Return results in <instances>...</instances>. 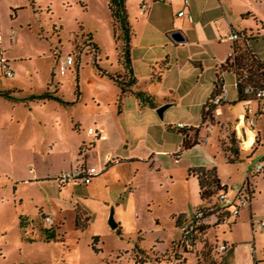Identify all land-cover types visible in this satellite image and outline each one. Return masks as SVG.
<instances>
[{
  "label": "rangeland",
  "instance_id": "1",
  "mask_svg": "<svg viewBox=\"0 0 264 264\" xmlns=\"http://www.w3.org/2000/svg\"><path fill=\"white\" fill-rule=\"evenodd\" d=\"M251 1L262 19L241 16L240 0L232 1V18L242 32L249 34L252 25L254 34L259 29L264 33V0ZM135 32L134 47L142 44ZM68 55L74 62L61 73L60 62ZM0 60L13 74L0 68V91L17 87L28 95L50 89L61 97L23 102L0 94V264H137L130 255L136 244L164 250L181 237L176 218L191 216L202 205L197 179L189 173L198 165L216 167L230 187L245 186L249 176L253 189L251 201L240 204L228 224L210 222L202 249L207 258L200 264H218L220 256L211 252L224 243L233 250L230 264H264V172L250 175L264 159V114H258L253 130L255 152L245 157L251 149L244 148V130L242 137L236 129L237 106L221 105L214 125L203 123V105L212 93L209 69L196 83L190 63L180 64L171 81L174 92L167 83L143 81L142 88L162 90L157 101L172 100L162 116L157 108L137 109L134 95L119 103L116 85L99 70L119 66L108 0H0ZM224 85L229 101H236L233 74H224ZM252 107L256 113L255 102ZM97 112L115 124L113 139L91 135L80 147L89 150L88 161L96 167L107 153L114 156L113 163L88 186L80 181L59 185L55 175L67 158L64 143H81ZM183 123L200 128L199 142L190 148L184 147L182 134L166 127ZM233 131L238 152L245 153L230 163L219 141L226 144ZM112 208L120 229L108 223ZM95 236L101 250L91 245ZM118 249L128 254L119 259ZM196 262V254L188 257L187 264Z\"/></svg>",
  "mask_w": 264,
  "mask_h": 264
},
{
  "label": "crops",
  "instance_id": "2",
  "mask_svg": "<svg viewBox=\"0 0 264 264\" xmlns=\"http://www.w3.org/2000/svg\"><path fill=\"white\" fill-rule=\"evenodd\" d=\"M232 1L233 0H187L186 2L185 0H165L164 2H155L152 0H135L134 4H132L129 0H127L131 23L133 24V27L137 31V33L141 35L142 43L139 44V46H132L133 51H131L133 74L137 78L136 88L146 91L148 90V92L153 94L158 100L157 95L160 94L162 90H159V88L157 87L154 89L150 87H146L147 89L142 88V82L144 81L146 83L148 82L156 85L160 83L164 85L165 83H167V89L174 92V87H171V81L174 80L172 78L174 77V69L181 65H187L188 63H190L192 72L196 76V83L198 82L200 75L202 76L206 70L209 69V71L212 72L213 92L217 66L224 63L232 51L233 42L230 41L227 36L232 31L242 32L240 30L242 27L236 25L235 20L232 18L234 16ZM240 1H242L243 3V9L239 13L241 16H243V14H246V17H254L257 22L259 21V19L263 18L261 16V12H258L253 6L251 0ZM144 2L146 3V7L144 12H141L140 6ZM182 11L184 13L182 15H179V13ZM133 18L134 20H136V23L133 21ZM251 29V33L254 34L252 25ZM261 30L262 29H259L257 33L264 34L260 32ZM174 31L181 32L183 36V39L181 41H176L171 37V33ZM123 69L124 68L119 65L117 70L123 71ZM89 82L91 84L94 83V81H92L91 79H89ZM116 88L119 95V88L117 85ZM166 102L170 104L172 100L167 98L164 99V101H159V106L162 104H166ZM228 102L229 103H226L222 107H228L229 109H231L234 106H237L239 115L243 109L242 102L233 104V102L231 103L229 99ZM254 102L256 103V105H258L256 101ZM252 104L253 102L250 104V108L254 110ZM147 107L149 108V106H141L138 100L137 109L142 110ZM220 110V108L216 110L215 116L217 118ZM226 118H229V116L226 115ZM235 120L237 121L238 117ZM92 121V124H87V130L91 127H93L95 130H101V132H99V135L96 134L97 139L101 141H108L113 139L114 130L116 129V126L115 124H113V122L103 117L102 113L100 112L96 113ZM184 124L185 123H183V126H185ZM199 127L202 126L200 125ZM87 130L84 133L85 135L82 137L81 143L79 142V140L78 143L76 140V142H70L68 144L64 143V147L67 153L66 157L69 159L68 161H66L67 158L63 159L64 164L62 165V167H60L58 173L55 175L56 179H58L59 175L62 172L70 170L78 165L86 164L88 166H95V164H92L90 163V161H88V156L90 155L89 150H85V153H82V155L79 153V150L81 148L80 146L83 143H86V141L90 140L86 138L91 135H95L89 134ZM100 133L102 134L101 136ZM187 137H189V135H187ZM92 145L93 148L96 147L95 143H93ZM250 148L245 149L248 150ZM107 156H111L112 159L114 158V156L110 153H107L103 160L99 156L100 164L106 162ZM126 157L129 158V156ZM115 162H118V157H116ZM112 163L113 162L111 161L109 165H111ZM220 179L221 183L229 185L221 177ZM68 183L72 182H63L62 184L68 185ZM83 185L88 186L89 184L83 183ZM184 216L179 219L180 224L183 222ZM177 227L180 229V225H177ZM117 228L120 229L121 225L118 224ZM98 238L99 239L97 243H99L101 240L99 236ZM180 239L181 237L179 236L177 239L175 238L170 241V243H168L164 250H160L159 248L156 249V246L151 247L150 250H146L138 244L142 252H140L139 254L135 253L134 246L132 252H130V255L134 257V259H136L137 264H187L188 257L193 254H196L197 262L199 260L203 261L204 258H207L202 257L201 255L202 249L204 247L202 243H198L200 246L197 244V247L199 246L197 251L195 250L192 252H185L184 247L179 244ZM212 246L213 245H211V247ZM99 250L101 249L99 248ZM231 251L233 250L230 249L227 253L222 254L224 264H226L225 261L230 264L229 255L230 253H232ZM116 254L120 259V256L122 257L128 254V251L118 249ZM214 254L215 251L213 250L211 252V255L215 256ZM197 262L195 264H197ZM250 264H252V262ZM254 264H257V262L255 261Z\"/></svg>",
  "mask_w": 264,
  "mask_h": 264
},
{
  "label": "trees",
  "instance_id": "3",
  "mask_svg": "<svg viewBox=\"0 0 264 264\" xmlns=\"http://www.w3.org/2000/svg\"><path fill=\"white\" fill-rule=\"evenodd\" d=\"M108 7L111 13L112 18V27L113 35L117 45L118 51V63L124 69L122 70H109L103 67H99L100 74L103 76H108L111 80L114 81L115 85L119 88L118 102L122 103L123 98L126 95H134L138 98L139 104L141 106H149L151 108H156L159 106V101L157 98L149 93L146 90L136 88L137 78L133 74L132 69V57L131 51L133 46V38L135 36V29L131 23L127 0H108ZM241 38L234 41L232 44V51L230 56L226 61L217 66L216 77L214 80L213 92L203 105L202 109V120L206 124L207 121H210L211 125H214L215 122V112L221 106L229 102H224L220 106L212 104L210 101L215 94H217L221 87L224 85V74L231 73L234 75L235 80L238 81L240 78H243V82L236 84L237 88V100L233 104H237L246 100V96L243 95L242 88L245 83L252 82L253 80H263L264 79V34L256 33L248 34L246 32L240 33ZM95 53H98L99 49L97 45L93 47ZM1 68V67H0ZM2 69V68H1ZM1 95L13 100V101H45L51 98L61 99L60 95L56 92L50 91V89L41 91L40 93H31L28 95H22L21 89L14 87L9 90L0 91ZM59 99V100H60ZM257 112L258 114H264V100L257 103ZM229 120H227L228 122ZM203 125V124H202ZM201 125V126H202ZM209 125V126H211ZM208 126V127H209ZM168 130L180 133L183 135V145L185 148H190L193 145L199 142V131L200 128L186 127V126H166ZM189 135V137H187ZM227 143L220 142V147L222 148L223 153L225 154L227 160L230 163L240 161L244 158L243 153L238 152V146L236 142V133L233 131L232 135L227 136ZM238 141V140H237ZM201 142V139H200ZM235 142L236 146L233 147ZM250 148V152H246L245 157H249L256 144ZM86 147L83 143V148ZM82 147L80 148L79 153H85V150ZM248 151V150H247ZM231 154H234L231 157ZM264 172V170H263ZM189 173L194 175L198 180L199 193L201 199L203 200L202 205H200L196 210L201 212V217L197 219L199 223L197 224L196 232H191V235L185 240L180 239L179 244L184 247L185 252L197 251V244L202 243L203 246L207 245L206 232L210 227V222L214 221L213 226H218L221 223V219L224 215H230L231 208L236 207V204H231L224 206L223 202L219 198L221 192V179L219 177L216 167L208 168L205 166H196L192 167L189 170ZM258 173L251 172L250 175ZM244 189L247 190V194L244 193L246 202H250L253 197V189L250 186V178L247 177L246 185ZM246 194V195H245ZM185 214H180L176 220L177 225H182L190 217L184 216ZM184 216L183 222L180 224L179 219ZM52 236V235H49ZM50 238V237H49ZM98 242V236L93 238L92 247L95 251L99 250L95 245ZM210 249V248H209ZM212 251V250H211ZM215 251V250H214ZM134 252L139 254L142 250L139 248L138 244L135 245ZM220 256V264H224L223 255L220 252L215 251ZM220 254V255H219ZM203 257V252H201ZM217 259V258H216ZM218 263V264H219ZM20 264H43L40 261L35 262H25ZM200 264V260L197 262Z\"/></svg>",
  "mask_w": 264,
  "mask_h": 264
},
{
  "label": "built area",
  "instance_id": "4",
  "mask_svg": "<svg viewBox=\"0 0 264 264\" xmlns=\"http://www.w3.org/2000/svg\"><path fill=\"white\" fill-rule=\"evenodd\" d=\"M155 2H164L165 0H152ZM187 2V0H185ZM146 7V3H142V5L140 6V10L141 12H144ZM184 12H180L179 15H182ZM241 32L239 31H232L229 33V35L227 36V38L234 42L236 40H238L239 38H241L240 35ZM230 56V54H229ZM74 62V58L72 55H68L66 59L61 60L60 62V66H59V70L61 73H65L67 71V69L73 64ZM0 67L2 68V70L6 73L7 76H12V72L9 71V67L6 63V61L4 60H0ZM239 82H243V78H240L238 81L235 80V83H239ZM242 92L243 95L246 96V100H244L242 102L243 104V109L240 112V114L238 115V120H237V126L236 129L238 131V133L242 134L243 137V133L242 131L244 130V137L246 136V130L250 129V130H254L256 128L257 122H258V118L256 116L255 111L250 108V104L254 101H256L257 103L261 102L264 100V79L263 80H253L252 82H248L245 83L243 88H242ZM228 91L227 88L225 87V85H223L220 89V91L215 94L213 96V98L211 99V103L217 106H220L222 103L224 102H228ZM239 122V123H238ZM183 127V125H182ZM212 126H209V128L211 129ZM242 127V128H241ZM89 134H98L99 132H101V130H95L93 127L89 128L88 130ZM102 134L100 133V136ZM207 138L205 137L204 139L202 138L201 141H206ZM243 143L245 142V139H243ZM253 146V145H252ZM251 146V147H252ZM112 161V157L111 156H107L106 158V162L102 163L99 165V167L96 166H88L86 164H82V165H78L70 170L64 171L62 172L59 177H58V183L62 184L63 182H81L84 184H90L93 181V178L104 173V171L107 169L109 163H111ZM264 170V159L261 160L259 162V164L256 166L255 170L252 171L253 173H260ZM221 192L219 194V198L220 200L223 202L224 206H228L231 204H236V207L231 208L230 211V215H224V217L221 219V223L222 224H228L229 221V217L232 214H236L238 215L239 213V206L240 204H245L246 203V199L244 197V186L242 187H230L229 185L225 184V183H221ZM231 194H234L233 197L231 196ZM190 218L185 221L181 226H180V230H181V239L185 240L187 237H189L191 235V232L195 231L197 228V224L199 223V221H197V219H199L201 217V212L195 210L191 216H189ZM45 221H47L49 224H53V219L51 218V216H46ZM260 224L262 226H264V220H260ZM196 232V231H195ZM216 249L218 250V252L222 254L227 253L231 247L224 243L220 246H217Z\"/></svg>",
  "mask_w": 264,
  "mask_h": 264
},
{
  "label": "water",
  "instance_id": "5",
  "mask_svg": "<svg viewBox=\"0 0 264 264\" xmlns=\"http://www.w3.org/2000/svg\"><path fill=\"white\" fill-rule=\"evenodd\" d=\"M171 37L176 40V41H181L183 39V36L181 34V32L179 31H174L171 33ZM170 104L169 103H166V104H162L160 105L159 107H157V112L162 116L163 115V112L164 110L169 106ZM108 223L110 225V227L112 229H116L117 226H118V223L115 219V216H114V209L112 208L111 211H110V215H109V220H108Z\"/></svg>",
  "mask_w": 264,
  "mask_h": 264
},
{
  "label": "bare ground",
  "instance_id": "6",
  "mask_svg": "<svg viewBox=\"0 0 264 264\" xmlns=\"http://www.w3.org/2000/svg\"><path fill=\"white\" fill-rule=\"evenodd\" d=\"M254 140H255V133L252 130L247 129L245 142H244L245 148H250L253 145Z\"/></svg>",
  "mask_w": 264,
  "mask_h": 264
}]
</instances>
